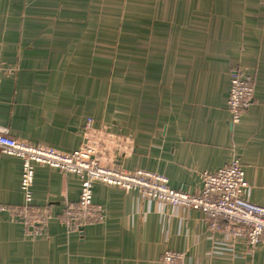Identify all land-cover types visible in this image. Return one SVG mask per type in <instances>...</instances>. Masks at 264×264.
<instances>
[{
    "label": "crops",
    "instance_id": "crops-1",
    "mask_svg": "<svg viewBox=\"0 0 264 264\" xmlns=\"http://www.w3.org/2000/svg\"><path fill=\"white\" fill-rule=\"evenodd\" d=\"M255 76L251 106L230 123L231 73ZM0 130L105 165L164 176L198 193L203 175L238 158L247 197L264 207V0H0ZM96 127L85 131L88 119ZM23 164L0 152V264H264L213 232L205 214L97 183L101 220L69 233L78 175L36 165L35 206L52 217L26 230ZM234 245V246H233Z\"/></svg>",
    "mask_w": 264,
    "mask_h": 264
},
{
    "label": "built area",
    "instance_id": "built-area-1",
    "mask_svg": "<svg viewBox=\"0 0 264 264\" xmlns=\"http://www.w3.org/2000/svg\"><path fill=\"white\" fill-rule=\"evenodd\" d=\"M1 77L0 68V92ZM254 92L252 76L233 70L228 96L232 126L241 122L251 106ZM95 127V120L90 118L84 130L92 131ZM0 152L22 161L21 190L25 202L10 211L28 231L38 232L40 226H44L52 217L51 210L41 209L33 202L35 167L40 164L74 173L81 180L78 203L68 204L61 215V221L69 233L78 232L82 227L101 220V209L94 203L93 189L95 184L103 183L127 192L138 191L150 202L159 205L181 206L203 212L209 228L231 240L234 245H243L247 257H253L260 245L264 244V207L247 197L250 184L238 158L215 172H206L201 190L193 194L172 188L168 179L157 173L105 165L97 158L96 151L88 147L67 153L17 140L0 130ZM190 263L186 252L168 251L161 259V264Z\"/></svg>",
    "mask_w": 264,
    "mask_h": 264
},
{
    "label": "rangeland",
    "instance_id": "rangeland-1",
    "mask_svg": "<svg viewBox=\"0 0 264 264\" xmlns=\"http://www.w3.org/2000/svg\"><path fill=\"white\" fill-rule=\"evenodd\" d=\"M233 70H240V71H241L240 68H236V67H235ZM233 70H232V71H233ZM252 78H253V80H254V84H255V81H256L255 79H256V77L253 75Z\"/></svg>",
    "mask_w": 264,
    "mask_h": 264
},
{
    "label": "water",
    "instance_id": "water-1",
    "mask_svg": "<svg viewBox=\"0 0 264 264\" xmlns=\"http://www.w3.org/2000/svg\"><path fill=\"white\" fill-rule=\"evenodd\" d=\"M80 231H83V227L80 229Z\"/></svg>",
    "mask_w": 264,
    "mask_h": 264
}]
</instances>
